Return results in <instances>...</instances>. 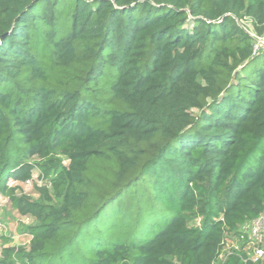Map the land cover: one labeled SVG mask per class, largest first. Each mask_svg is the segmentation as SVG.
Wrapping results in <instances>:
<instances>
[{
	"label": "trees",
	"instance_id": "1",
	"mask_svg": "<svg viewBox=\"0 0 264 264\" xmlns=\"http://www.w3.org/2000/svg\"><path fill=\"white\" fill-rule=\"evenodd\" d=\"M245 19L264 35V0H0V192L37 220L0 264H216L264 214V45ZM33 156L53 187L36 200L7 186ZM119 196L133 235L86 246ZM247 243L222 264H264Z\"/></svg>",
	"mask_w": 264,
	"mask_h": 264
},
{
	"label": "rangeland",
	"instance_id": "2",
	"mask_svg": "<svg viewBox=\"0 0 264 264\" xmlns=\"http://www.w3.org/2000/svg\"><path fill=\"white\" fill-rule=\"evenodd\" d=\"M243 24L254 36L257 45H260L261 42L264 41V35L259 36L255 33L250 19H245ZM59 157L62 158L65 164L68 163L66 156L59 155ZM26 161L31 163L33 166L32 175L30 177L31 182L27 183V180L22 181L20 179H15L13 176H9L7 180V186L16 188V195H25L33 200L41 197L40 188L42 187H47V189L50 191V194H52L53 187L50 182V177H45L41 168L42 165L47 163L46 160L39 156H33L29 159H26ZM56 172L57 169L53 168L51 176H55ZM4 200H7V203H5ZM127 201L128 198L125 196H119L111 201L100 215H98L86 225L80 240L87 242L84 244L88 246L90 243H93L96 238L100 236V234L104 235L107 241L116 238L119 235L126 237L130 235L132 236L133 233L129 230V226H133V219L131 216L129 217L126 212H124V204ZM161 202L162 201H160V203ZM146 203H148V201ZM160 206L164 208L163 210H165L163 205ZM164 212L165 213L162 214V216L159 214L158 217L160 218L155 217V215L152 213L145 214L144 217H142L145 223L143 226H150L147 231L146 238L144 239L153 236L161 229V222L166 215L171 214L166 210ZM0 219L7 225V233L0 238V250L4 246H11L16 250H19L20 248L30 250L33 239L30 236L31 233L29 232V228L30 226L34 225L37 220L30 214H23L20 212L17 207H14L9 195H6L2 192H0ZM199 222L200 219L194 220L192 225L199 224ZM250 223L251 221H246L239 226L238 232L227 234L225 241L220 246V260L217 261L216 264H222L224 259L230 253H232L234 250L241 249L245 242H248Z\"/></svg>",
	"mask_w": 264,
	"mask_h": 264
},
{
	"label": "built area",
	"instance_id": "3",
	"mask_svg": "<svg viewBox=\"0 0 264 264\" xmlns=\"http://www.w3.org/2000/svg\"><path fill=\"white\" fill-rule=\"evenodd\" d=\"M264 45V41L260 45L255 44L256 48ZM27 183L31 180L27 179ZM7 203V200H4ZM7 233V225L0 219V238ZM31 236V235H30ZM32 237V236H31ZM248 260L258 263L264 260V214L258 215L251 220L249 226V237L247 244Z\"/></svg>",
	"mask_w": 264,
	"mask_h": 264
}]
</instances>
